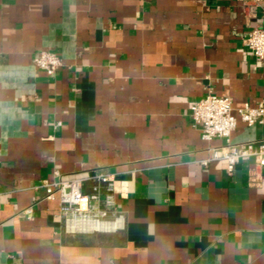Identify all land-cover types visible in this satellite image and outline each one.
<instances>
[{
    "label": "crops",
    "instance_id": "obj_1",
    "mask_svg": "<svg viewBox=\"0 0 264 264\" xmlns=\"http://www.w3.org/2000/svg\"><path fill=\"white\" fill-rule=\"evenodd\" d=\"M258 25L264 0H0V264H264V167L205 165L226 141L191 117L210 93L236 116L262 101ZM95 169L117 176L125 226L68 234L38 186Z\"/></svg>",
    "mask_w": 264,
    "mask_h": 264
},
{
    "label": "built area",
    "instance_id": "obj_2",
    "mask_svg": "<svg viewBox=\"0 0 264 264\" xmlns=\"http://www.w3.org/2000/svg\"><path fill=\"white\" fill-rule=\"evenodd\" d=\"M245 46L251 55L264 62V25L254 27L247 35ZM64 65L63 59L52 51H43L34 59L36 69L54 77ZM191 117L206 142L225 140L226 145L213 149L205 161L223 162L229 175L235 173L244 159H254L257 167H264V140L236 144L231 140L238 120L248 127L264 125V98L255 107L246 104L234 114L233 99L213 93L194 103ZM46 191V200L59 201V217L68 234L111 233L124 228L125 214L120 207V186L117 176L105 169L65 175L53 181H42L38 189ZM32 217L34 206L23 212Z\"/></svg>",
    "mask_w": 264,
    "mask_h": 264
}]
</instances>
